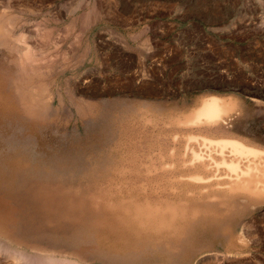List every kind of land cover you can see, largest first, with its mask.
Listing matches in <instances>:
<instances>
[{
	"label": "rangeland",
	"instance_id": "374dc122",
	"mask_svg": "<svg viewBox=\"0 0 264 264\" xmlns=\"http://www.w3.org/2000/svg\"><path fill=\"white\" fill-rule=\"evenodd\" d=\"M0 24L29 74L12 101L0 71V238L20 246H0L20 254L6 264H264V196L210 200L160 168L171 148L204 152L196 132L264 148V0H0ZM211 95L235 109L182 121ZM133 202L188 212L178 231L144 230L114 211Z\"/></svg>",
	"mask_w": 264,
	"mask_h": 264
},
{
	"label": "bare ground",
	"instance_id": "6f19581e",
	"mask_svg": "<svg viewBox=\"0 0 264 264\" xmlns=\"http://www.w3.org/2000/svg\"><path fill=\"white\" fill-rule=\"evenodd\" d=\"M7 34H8V29H6L2 24H0V42L5 41ZM27 50L22 49V51H21L22 54L27 53L28 52ZM26 57L27 56L24 55L25 59H26ZM234 109H235V104L230 98L225 99V97L223 98V97L211 95V96L204 98L201 101L200 105L198 107H196L195 109H193L188 115H186L187 117H185V119L182 121L185 123L191 124V125H196V126L215 125V124H218V122H220L221 120H223L228 115L229 111H232ZM209 127H211V126H209ZM187 139L196 141L199 144L203 145L205 147V150L203 152L202 148L196 149L194 147H188L186 145L184 150L188 149V151H184L185 153L183 154L182 157H179V155H177L178 157H175L176 155L174 154V150H173V148H171L169 150L170 151V154H169L170 160L164 161L160 165V168L162 170H166L167 172L170 171V175L172 174L170 177H172L175 180H179L180 183L186 182V183H189L190 185L198 186L199 187L198 193H206V195L208 196V198L210 200H215L214 198L217 197L214 194H210V192H209L210 188L212 190H224V191L230 192L232 194L235 192V193H246L247 195L249 194L251 196L252 195L264 196V148H258L256 146L246 144L239 139L232 138L231 136L230 137H228V136H225V137L224 136H210L209 134H203L201 132L188 134ZM186 153H187V155L188 154L189 155L186 156ZM176 166H183V167L189 168L191 170L189 172L181 173V174L177 175L174 172L175 171L174 168ZM152 168H153V166H152ZM188 190H190V189H188ZM189 193H190V191H189ZM225 198H227V197H225ZM198 199H200V198H198ZM114 211H116V215L120 220L125 221V222L135 223L138 226L142 227L141 229H144V230L145 229H147V230L152 229V230H160V231L161 230H165V231L168 230L171 232H175V231L179 230L181 224H178V223L183 218H185V216L187 215V212H188V210L186 211L185 207L181 204H177V205L172 204V203H169V204L153 203L152 204V203H135V202H133L131 204H125V203L119 204L118 209L116 208V209H114ZM195 212H196V209H193L189 212V214H194ZM206 212H208V211H206ZM212 213H213V211H212ZM185 220L186 219H184V223L187 222ZM129 224L130 223H127L126 226H128ZM134 226H136V225H134ZM133 227H130L131 230ZM135 229H137V228H134L133 230H135ZM141 229H139V231ZM137 232H138V229H137ZM132 233H133V231H132ZM148 233H150V231ZM151 233H152V231H151ZM155 233H156V231H155ZM135 235H137V234H135ZM157 236H159V235H157ZM5 243H6V245H5ZM1 245L4 247H9V248L13 247L14 250L18 249V247H20V246H18V247L14 246L12 244V242H10L9 240H7L6 238H3V237L0 238V246ZM13 248H11V249H13ZM20 249H21V251L23 250L22 247L19 248V250ZM3 250H4V248H3ZM19 250H18V252H19ZM21 251H20V253H21ZM10 252H12V250ZM23 252H22V254H23ZM28 252L27 253H26V251L24 252V254L27 255L26 257H28V258H26L28 260L27 262H25L26 259H24V257H23L24 261L21 260L22 259L21 257H19L21 262L23 261L24 264L30 263L29 262L30 256H28V254L31 251L29 253ZM5 253L6 252H3L1 254L2 256L5 255V258L3 259L4 261H5L6 257L8 258L10 256V254L13 255V253H10L9 255L5 254ZM33 253L36 254V252H33ZM33 253L31 252V254H33ZM1 255H0V261L2 258ZM36 255H38V257H40L43 254L39 255V253H38ZM51 255H53V254H51ZM51 255L50 254L44 255L42 258L38 259L39 262H37V263L38 264H87V263H83L81 261H78V260L74 259L73 257L61 256V257L55 258ZM13 256H10L11 258L10 257L9 258L12 259ZM18 256H14V257L16 258ZM31 257L33 258V255ZM36 257L37 256H35V258ZM10 259H9V262L11 261ZM3 260H2V262H3ZM12 260H14V258ZM30 260L32 261V259H30ZM36 261H37V259H36ZM3 263H1V264H3ZM6 263H8V260L4 264H6ZM37 263L35 262L34 264H37ZM21 264H23V263H21Z\"/></svg>",
	"mask_w": 264,
	"mask_h": 264
},
{
	"label": "crops",
	"instance_id": "0c3cea01",
	"mask_svg": "<svg viewBox=\"0 0 264 264\" xmlns=\"http://www.w3.org/2000/svg\"><path fill=\"white\" fill-rule=\"evenodd\" d=\"M0 53H1V61H0V71H1V79L3 80L2 82V88H3V93H7L10 95L12 101L15 100L13 98V94H15V88H19V90L23 93H25L28 96L29 90H28V77L29 74L26 72H18L17 66L15 65V62L10 60L12 58H15L12 54L8 53L7 49L4 46H0ZM6 53V54H4ZM22 78L25 80V83L22 85L16 84V83H11L9 84V88L11 91L7 89L6 83L4 80L7 78ZM14 82V81H13ZM13 87V88H12Z\"/></svg>",
	"mask_w": 264,
	"mask_h": 264
}]
</instances>
